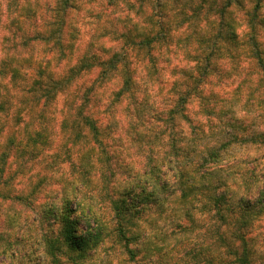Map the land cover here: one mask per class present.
Masks as SVG:
<instances>
[{
	"label": "clouds",
	"instance_id": "obj_1",
	"mask_svg": "<svg viewBox=\"0 0 264 264\" xmlns=\"http://www.w3.org/2000/svg\"><path fill=\"white\" fill-rule=\"evenodd\" d=\"M0 264H264V0H0Z\"/></svg>",
	"mask_w": 264,
	"mask_h": 264
}]
</instances>
